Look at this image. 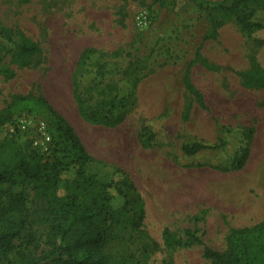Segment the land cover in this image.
<instances>
[{
  "label": "rangeland",
  "instance_id": "374dc122",
  "mask_svg": "<svg viewBox=\"0 0 264 264\" xmlns=\"http://www.w3.org/2000/svg\"><path fill=\"white\" fill-rule=\"evenodd\" d=\"M215 15L217 37L203 43L204 62L190 74L204 110L182 83L186 63L208 29L204 13L188 0H0V66L11 72H0V112L14 116L16 96L44 97L80 138L91 158L90 173L102 181L129 177L144 200V228L161 246L148 264H211L203 256L204 245L223 252L231 229L264 218V88L244 87L240 78L255 65L264 71V46L256 47L233 19ZM252 20L264 23V5L255 8ZM16 29L40 47L28 67L10 62L13 41L2 31ZM253 35L264 38V28ZM85 48L96 52L78 78L83 98L134 93L130 111L116 127L92 123L78 111L72 75ZM186 102L192 104L188 119L183 118ZM144 120L156 137L149 148L138 142ZM9 135L6 124L0 127V140ZM218 139L224 146L217 150L194 155L182 150L185 143ZM245 146L248 158L234 169ZM11 188L25 192L24 209L15 219H27L25 229L36 234L39 246H27L25 252L38 254L47 248L46 197L30 187ZM110 192L117 207L120 199L114 189ZM165 227L180 238L185 229L195 230L204 245L166 249L160 235ZM23 231L0 264L24 249Z\"/></svg>",
  "mask_w": 264,
  "mask_h": 264
},
{
  "label": "trees",
  "instance_id": "16d2710c",
  "mask_svg": "<svg viewBox=\"0 0 264 264\" xmlns=\"http://www.w3.org/2000/svg\"><path fill=\"white\" fill-rule=\"evenodd\" d=\"M157 1L162 4L166 0ZM188 1L204 13L208 29L186 63L182 83L199 107L207 110L203 95L192 84L190 74L193 66L204 62L201 54L203 43L217 37L219 23L215 12L226 19H233L253 44L261 47L264 46V38H257L253 34L264 28V23L253 21L252 17L255 8L264 5V0ZM2 32L13 41L10 62L18 67L30 66L33 57L40 52L39 45L18 29ZM95 52L93 48H85L77 57L72 75L73 97L83 118L105 127H116L130 111L134 93L124 96L109 93L101 98L90 96L89 102L82 97L78 78ZM0 72L11 74L2 65ZM240 75L244 87L264 88V71L259 66L255 65ZM13 105L16 110L14 116L6 111L0 112V127L11 123L21 114L43 117L49 126L52 151L45 158L28 141L15 134L0 140V262L14 251L15 239L24 230V249L18 251L7 264H148L150 256L161 246L144 228L145 204L135 184L126 175L113 182L99 180L90 173L86 167L91 158L80 138L44 97L19 95L14 97ZM191 108V102H186L184 119L189 118ZM245 136L249 141L252 130L247 131ZM138 142L144 148L156 143L155 133L145 120L141 123ZM223 146L222 139L215 144L193 141L183 144L182 150L187 155H194L202 150H217ZM248 155L249 149L245 146L232 163L234 169L242 168ZM69 173H72L71 178ZM3 185L7 187L3 189ZM13 185L30 187L37 195L46 197L47 248H42L38 254L25 252L27 246H39L38 238L32 230L25 229V217L15 219L24 209L26 195L24 190L13 191ZM110 189H114L120 199L117 207L112 205ZM194 219L198 220L199 217L194 216ZM160 235L166 249L181 245H204L196 231L191 229L184 230L183 238L167 227ZM203 256L210 259L211 264H264V218L251 226L231 229L227 236V249L223 252L204 245Z\"/></svg>",
  "mask_w": 264,
  "mask_h": 264
},
{
  "label": "built area",
  "instance_id": "2783aa9c",
  "mask_svg": "<svg viewBox=\"0 0 264 264\" xmlns=\"http://www.w3.org/2000/svg\"><path fill=\"white\" fill-rule=\"evenodd\" d=\"M6 126L10 134L18 135L28 141L31 147L43 157L50 155L51 134L47 121L43 117L21 114Z\"/></svg>",
  "mask_w": 264,
  "mask_h": 264
}]
</instances>
